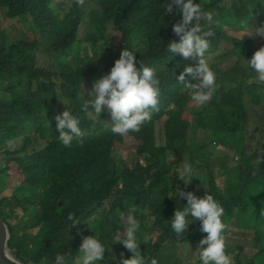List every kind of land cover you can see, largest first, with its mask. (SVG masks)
<instances>
[{
	"label": "trees",
	"instance_id": "obj_1",
	"mask_svg": "<svg viewBox=\"0 0 264 264\" xmlns=\"http://www.w3.org/2000/svg\"><path fill=\"white\" fill-rule=\"evenodd\" d=\"M165 2L0 0V181L11 189L0 197V217L9 230L8 245L22 262L55 264L59 253L65 264H73L85 235L95 234L107 247L124 208L139 221L138 240L148 231L147 241L139 245L146 260L157 258L163 241L166 249L189 238L199 241L206 235L199 231V220L180 238L168 220L186 203L173 195L175 187L189 191L200 184L192 178L185 185L177 176L184 161L199 168L187 160L194 157L199 129L212 134L203 144L213 149L202 162L209 164L217 152L214 144H226L219 138L223 132L238 157L227 167L229 157L217 156L224 189L205 165L206 180L200 184L221 204L228 223L253 230L249 252L238 247L233 264H264V82L246 61L264 45V34L244 30L263 26L254 15L264 16L259 4L264 0H198L201 26L214 32L205 63L216 53L208 66L217 87L203 105L176 79L198 57L167 51L168 41L178 40L171 26L180 14L165 13ZM6 18L28 24L9 32ZM123 47L156 69L159 95L151 120L140 131L121 136L111 132V118L92 120L90 110L81 106L94 98L93 80L109 71ZM228 58L232 62L222 67ZM82 85L89 96L81 92ZM65 108L79 117L82 131L68 147L57 138L55 120ZM156 129H163L162 143L156 142ZM245 138L255 150L245 147ZM69 213L78 220L75 224L67 220ZM152 232L158 236L151 243ZM166 255L161 264L174 258Z\"/></svg>",
	"mask_w": 264,
	"mask_h": 264
},
{
	"label": "clouds",
	"instance_id": "obj_2",
	"mask_svg": "<svg viewBox=\"0 0 264 264\" xmlns=\"http://www.w3.org/2000/svg\"><path fill=\"white\" fill-rule=\"evenodd\" d=\"M163 10L169 14H180L178 22L171 26L172 32L178 37V40H169L166 46L167 51L171 54H179L184 58L198 57V61L194 65L185 64L183 70L176 75V79L185 88L192 91L193 100L203 105L212 97L217 87L215 74L208 66L212 60L208 56L205 58V63L203 59L210 45L209 38L214 36V32L211 29L202 28L200 23L201 4L198 0H166ZM207 19L210 20L211 16L209 15ZM253 32L264 34V26L257 27ZM246 61L247 66L256 73V79L264 82V45L257 48ZM155 72L154 67L142 64L137 60L133 50L123 47L109 71L93 80L92 94H95L94 98L85 99L81 106L82 110L86 112L90 110L96 115L107 111L112 121V133L123 136L130 131H140L141 126L151 120L153 112L158 110L159 87ZM55 120L58 130L57 138L63 146H70L74 137L82 135L79 117L70 112L68 108L56 115ZM199 132L198 129L194 157L187 158L191 164L204 163L201 161L202 158L197 156L200 149L205 147L209 151L213 149L211 146L203 144L206 135L202 131L201 137H198ZM154 134L156 138V131ZM225 135V132L220 134L221 142L226 141ZM156 142L162 143L157 138ZM223 145V143L217 142L213 146L217 149V146ZM177 176L185 185L195 177L190 164H184ZM175 188L176 191L173 195L184 199L186 203H183L179 209L176 207L171 218L168 219L171 231L180 238L188 231L190 223L199 220V231L206 233L197 244V248L200 250L201 264H231V257L225 251L223 233L226 224L222 219L224 209L221 204L207 191L202 195L201 192L196 191L195 194L192 190L184 191ZM67 220L71 224L78 221L73 219L72 213L68 214ZM117 224L123 226V232H117L118 237L112 241H119L131 253L125 258L122 252L117 264H158L156 258L146 260L141 252L140 241L137 237L140 225L132 211H121ZM107 247L95 234L82 236L77 248L80 253L79 264H100ZM113 260H116L115 256H113ZM55 264H65V257L58 253L55 256Z\"/></svg>",
	"mask_w": 264,
	"mask_h": 264
},
{
	"label": "rangeland",
	"instance_id": "obj_3",
	"mask_svg": "<svg viewBox=\"0 0 264 264\" xmlns=\"http://www.w3.org/2000/svg\"><path fill=\"white\" fill-rule=\"evenodd\" d=\"M254 18H255L256 22L260 23L261 25L263 23V26H264V16L263 15L260 16V15L256 14V15H254ZM23 24L25 26H27L28 23L26 21H23ZM23 24L18 18H16V19L6 18L5 19V30H7L9 32H13L14 29L17 27L24 29ZM240 25H242V24H240ZM244 30H247L250 32L255 31V30L249 29V28H244ZM253 33L255 34L256 32H253ZM110 53L113 55H116L115 52H110ZM215 55H216V53L210 54L209 59L212 60ZM41 60L48 62V59L44 55H41ZM231 62H232L231 58L226 59V61L222 65V67L230 64ZM82 86L83 87L81 88V92H83L86 96H89L90 95L89 94V88H86V85H82ZM99 115H101L104 120H109L111 118L108 112H104V113L101 112ZM99 115L93 114L91 111H89V113H88V116L91 117L92 120H95V118ZM204 134L206 135V137H209L210 135H212L205 130H204ZM198 137H201L200 132L198 133ZM156 138L158 139V141L163 142V129H156ZM225 140H226V144H228V140H229L228 134L225 135ZM246 140L247 139L245 138V142H246ZM226 144H224L223 146H217V152L211 156L209 164L192 163L194 165L199 166V168H193V174L195 176V177H193V179L195 178V180L200 184L205 182L206 177L204 176V174H206V173H204L201 169V166L205 165V166H207L206 171H208L210 173V175L215 178L214 181L217 184V186L221 189H224V175H218V172L220 170L218 161H219L220 157L217 158V156L225 154L229 157L228 162H227L228 164L226 163L227 167H231L238 158L237 155L234 154V151L229 149ZM246 144H247V146H245V147L248 150H255L254 149L255 144H253V142L247 140ZM121 151H122V153L120 151H118V153H121V156L123 158H125L126 153L123 152L124 151L123 149H121ZM209 154H210L209 149L205 147V148H202L198 151L197 156L199 158L206 159V158H208ZM233 156H234V158L232 159ZM167 161H168V165H169L170 170H172V156L171 155L167 156ZM184 164H188V163L186 161L182 162V164L179 168V171H181L183 169ZM200 184L196 185L194 190H192V191L195 194H196V191L201 192L203 195L207 190L205 187L201 186ZM0 185H1L0 197L1 196H9L11 189L6 188L1 181H0ZM200 189H202V190H200ZM124 210H128V209L124 208L121 211H124ZM121 211H119L117 213V223H118V215ZM149 219H151V218H149ZM222 219H223L224 223L226 224V228H225L224 233H223V235L225 237V251L231 257V264H233V256L235 254H237L238 247H242L244 252H249V248H250L249 246L251 244V239L249 238L250 237L249 235H250V232L253 230L249 229V228H245V227L240 226V225H236L234 220H232L233 223H230V221H229V223H230L229 224L227 222L228 218L226 215H223ZM148 223L149 222H147V224ZM117 225H118V228L115 231V235H114L113 239L118 237L119 234L117 232H119V233L123 232V226L119 225V224H117ZM148 235H149L148 231L147 232L143 231L142 237L144 238V240H139L140 241L139 245L141 243L147 241ZM157 236H158L157 232L151 233V243ZM245 237H248V238H245ZM163 244H166V243L163 241L159 245V248H161V250H160L161 252L157 253L158 256L156 259L158 261V264L162 263L163 257L165 256L166 253H167V255H174V258L172 259L170 264H195L196 260L199 259V251L200 250L197 248L198 241L194 240L193 238L192 239L189 238L188 240L182 241L181 243H179L174 248L166 249V247H165L166 245L164 246ZM122 252H123V255L128 254V253H129V255L131 254L128 250H126L123 247V245L119 241H112L108 245V247L105 249L104 257L101 260L102 264H112L113 262L117 263V261H119L121 258L120 254ZM79 256H80V253L76 256L73 264H79ZM113 256L116 257V260H113Z\"/></svg>",
	"mask_w": 264,
	"mask_h": 264
},
{
	"label": "water",
	"instance_id": "obj_4",
	"mask_svg": "<svg viewBox=\"0 0 264 264\" xmlns=\"http://www.w3.org/2000/svg\"><path fill=\"white\" fill-rule=\"evenodd\" d=\"M9 230L0 217V264H26L22 262L8 245Z\"/></svg>",
	"mask_w": 264,
	"mask_h": 264
}]
</instances>
